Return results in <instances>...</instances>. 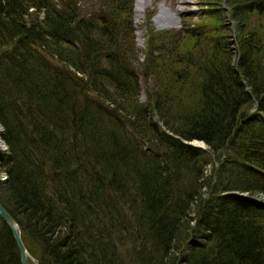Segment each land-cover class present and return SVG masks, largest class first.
I'll return each instance as SVG.
<instances>
[{"label":"trees","instance_id":"1","mask_svg":"<svg viewBox=\"0 0 264 264\" xmlns=\"http://www.w3.org/2000/svg\"><path fill=\"white\" fill-rule=\"evenodd\" d=\"M195 1L139 50L133 0H0V204L27 264H264V0Z\"/></svg>","mask_w":264,"mask_h":264},{"label":"rangeland","instance_id":"2","mask_svg":"<svg viewBox=\"0 0 264 264\" xmlns=\"http://www.w3.org/2000/svg\"><path fill=\"white\" fill-rule=\"evenodd\" d=\"M146 1H147V6L145 7L143 14L141 15L137 14L135 11L136 3H134V0L132 6V24L135 31L134 41H135V46L139 50H143L145 46L143 32H144V28H145L144 24L147 16H149L148 18V21L150 23L149 26L154 30H161L167 28L174 29L177 28L179 25L178 22L176 23V19L178 21V16L180 12L185 13L184 17H188V16L195 17L199 10V6L196 4L195 0H146ZM40 18L41 15L39 14L38 19L40 20ZM159 20L163 22V25L160 24ZM141 59L142 57H140L138 61L140 62ZM139 99L141 102H145L142 81H140ZM0 142L2 143L1 140ZM0 152L1 154L6 153L5 148L3 146L1 147ZM210 168L211 165H208L205 168L204 171L205 175L208 174ZM4 180H5V176L0 174V182ZM30 261L33 263L32 259Z\"/></svg>","mask_w":264,"mask_h":264},{"label":"water","instance_id":"3","mask_svg":"<svg viewBox=\"0 0 264 264\" xmlns=\"http://www.w3.org/2000/svg\"><path fill=\"white\" fill-rule=\"evenodd\" d=\"M202 144V143H201ZM188 146L194 147V148H199V149H203L201 146L195 144L194 142L192 143H188ZM261 208H264V203L263 205H260ZM0 220L6 225L12 240L15 244L16 250H17V254H18V259H19V264H27V259L29 258L24 245L20 239L19 233H18V229H17V225L14 222V220L5 212V210L2 208V206L0 205Z\"/></svg>","mask_w":264,"mask_h":264},{"label":"bare ground","instance_id":"4","mask_svg":"<svg viewBox=\"0 0 264 264\" xmlns=\"http://www.w3.org/2000/svg\"><path fill=\"white\" fill-rule=\"evenodd\" d=\"M134 3H136V7H135V11L137 14L141 15L143 14V11L145 9V7L147 6V1L146 0H134ZM160 24L163 25V22L161 20H159ZM197 144H200V143H197ZM4 147L5 148V151H6V147L5 145L3 144V142L1 143L0 142V151H1V147ZM1 153V152H0ZM2 175L5 176L4 173H0ZM1 205V204H0ZM3 208V207H2ZM4 209V208H3ZM6 212V211H5ZM7 213V212H6Z\"/></svg>","mask_w":264,"mask_h":264}]
</instances>
